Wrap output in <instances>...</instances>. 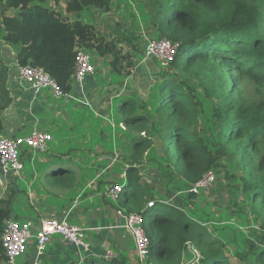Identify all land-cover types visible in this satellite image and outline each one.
Wrapping results in <instances>:
<instances>
[{
  "label": "trees",
  "instance_id": "16d2710c",
  "mask_svg": "<svg viewBox=\"0 0 264 264\" xmlns=\"http://www.w3.org/2000/svg\"><path fill=\"white\" fill-rule=\"evenodd\" d=\"M49 1L58 6L61 0H0L5 7L0 8V35L17 46L19 64L44 68L64 92L74 91L79 48L110 55L116 74H123L124 59L126 65L133 64L116 42L131 44L133 31L120 29L117 22L118 35L108 40L82 20L90 8L108 11L110 0H64L68 15ZM142 5L149 16L147 30L176 43L177 50L165 70L157 71L154 83L144 77L148 92L141 94L130 83L137 90L123 94L117 107L119 124L125 126L119 125L125 133L120 143L101 129L93 130L95 139L89 144L102 145L97 155L113 147L106 150L109 158L96 164L105 171L117 162L114 173L123 174L113 183H120L122 192L112 203L125 213H140L143 226L152 220L149 232L145 230L150 238L148 264H183L190 248L197 251V259L187 263L232 264L224 252L225 240L210 230L213 223L201 221L203 212L187 206L197 194L190 188L212 170L214 201V193L220 195L233 183L229 205L259 223L253 230L256 238L245 236L236 252L238 264H264V0H142ZM85 182L67 166L58 167L46 175L45 191L48 185L55 189H49L50 196L73 195ZM178 192L185 196L178 197ZM18 194L12 184L0 197V264L6 260L1 244L5 222L19 219L13 206ZM79 264L131 262L118 252L109 260L89 257Z\"/></svg>",
  "mask_w": 264,
  "mask_h": 264
},
{
  "label": "rangeland",
  "instance_id": "374dc122",
  "mask_svg": "<svg viewBox=\"0 0 264 264\" xmlns=\"http://www.w3.org/2000/svg\"><path fill=\"white\" fill-rule=\"evenodd\" d=\"M64 3L65 1L61 0L57 6L53 1H49V6L55 10L62 11V14L68 15L64 11ZM110 3L111 8L106 12L97 8H90L87 12H84V15H82V20L92 24L94 32L97 35H103L108 40L117 37V22L119 23L120 29L124 31H133L135 36H133L134 39L131 44H137L135 48L131 47L129 41L123 39L121 41H116L117 46L122 48V54L126 55V57L131 56L129 59L132 60L133 64L131 66L126 65L127 59H124L123 74H116L111 70L110 60L112 57L110 55L100 56L94 51L89 52L90 60L95 66L94 75L97 82L96 90L85 88L87 98H82L80 101L70 100L65 102L63 98H51L52 104L58 105L59 107L63 106L65 111H69L68 116L71 119L69 129L64 128L65 123L62 120H53L51 122V128L48 130V132H51L53 135V139L48 142L47 151L31 152L26 146H24L23 153L20 155L23 162L20 176L14 174L11 176L12 178L3 177V182L8 183L9 185L16 184L19 189V194L17 195V198L15 196L13 206L15 212L22 216H31L34 219V212L41 213L42 211L40 208L49 205L50 203H56L53 196H50L49 194L51 192L49 189H55L46 185L48 189L45 191L46 174L52 169L67 166L69 170L72 169L76 174H81L83 181L89 182L91 180L90 183H94L93 185H95V187L99 183L98 191H100V193L104 192V185L105 189L106 187L109 189L110 185L115 183V179L123 175H120L119 173L116 174L117 172L114 173V168L117 167L115 164L117 162L112 166L108 165L105 168V171H102L99 164L92 165V161L94 163H100L101 159H108L109 155L106 150H112L113 148L112 146L108 148L105 147V153L100 154L99 157L96 154V151L101 152L102 145H100V143H98V145L89 144V141L95 139V136L92 135L94 132L93 130L95 128L98 130L101 129L104 134H108V139H115V142L120 143L125 133L119 128V125L122 127V123L119 124L120 118L117 114V107L123 94L130 93L129 89L137 90V88L141 94L148 92V82L145 83L144 80L140 83L138 80L145 77L149 83H154L157 71L161 68L165 70V68L164 66H161L155 58L152 60V58H146L144 56L143 46L145 47V36L147 35L149 38H154L155 32L153 30L150 32L147 30V25L150 26L148 23L149 16L147 8L142 5V0H110ZM14 12L15 11L12 9L9 10V14H14ZM73 18L74 17L71 16L69 17L70 20ZM137 31H139V34ZM143 69H146V74L143 72ZM130 83H133L137 88L130 87ZM110 86L114 92L106 93ZM115 88L117 89V92H115ZM101 90H103L104 96H102ZM76 104L79 106L75 107ZM100 112L102 114H99ZM88 125L94 126V129L89 128ZM120 137L122 138L120 139ZM97 139L98 137L96 140ZM102 141H104V139ZM61 153H67V155H61ZM89 157H92L93 160ZM43 158H47V161H42L41 159ZM118 167H120L119 164ZM121 167H123V169L125 168L122 164ZM150 179L151 178L149 177L148 180L151 181ZM214 183L210 187H212ZM8 187L6 189H8ZM232 188L233 183H229L226 188L221 190L220 195L214 193L217 197L215 201L210 194V189L212 188H205L200 190L193 197V200H187L189 201L187 206L195 209V211L203 212L206 217L201 215L199 217L201 221H205L208 225L213 223L211 224L210 230L214 231L215 234L225 240L226 245L224 247V252L229 256L232 264H238L239 259L236 256V252L241 247V243L242 245L244 244L243 239L245 236H250L251 239L256 238L253 230L258 229L257 227L259 226V223L256 218L248 217L244 212H236L238 206L229 205V200L235 195L231 191L228 193ZM108 189H106V192ZM39 196L41 199H44L42 196H46L47 198L46 200H40ZM70 196L74 197L73 195ZM177 196L184 197L185 194L178 192ZM235 198L236 196L234 199ZM106 200L110 203L109 199L106 198ZM68 201L69 200L66 199L63 202L59 201L58 203L63 204ZM108 202L106 203L109 204ZM80 203L79 210L83 208ZM221 203L225 207L222 206ZM77 205L78 200L74 202V206L76 207ZM53 213L54 217L57 219L59 217L58 215H62V219H66L64 216L66 213L57 214L55 211ZM115 215L118 216L117 213H115ZM52 216L53 215H50V217L46 216V218H53ZM32 218L29 219L32 220ZM69 222L71 223L72 221ZM151 222L152 220L146 222L144 225V229L147 233L149 232ZM104 229H106V231L114 230L113 228L108 229L106 227ZM125 230L120 229V231H123L126 235L123 239L124 244L120 246L121 251L129 257L131 264H134L137 259L134 242L127 234L128 231L126 230V232ZM56 237L59 236L56 235ZM231 238H234V240H231ZM108 246L110 247V245ZM103 247L109 248L106 247V245ZM112 249L115 250L114 248ZM84 253L85 255H90L92 253L91 247H89V250L87 251L84 250ZM104 253L105 252H103L102 255H104ZM192 258L193 254L192 252H189L185 256L183 264H190L187 262ZM16 264H26L24 262V257L17 258Z\"/></svg>",
  "mask_w": 264,
  "mask_h": 264
},
{
  "label": "built area",
  "instance_id": "2783aa9c",
  "mask_svg": "<svg viewBox=\"0 0 264 264\" xmlns=\"http://www.w3.org/2000/svg\"><path fill=\"white\" fill-rule=\"evenodd\" d=\"M176 50L177 44L167 38H149L147 35L145 36L144 56L157 59L161 66L165 67L174 59ZM17 72L19 79L29 83L33 96H36L42 89L48 88L55 99L63 98L65 102H68L87 98L81 81L84 75L95 72V66L91 62L88 52L80 48L77 49L73 77L75 83L81 88L79 96L72 92H64L60 84L40 66L23 65L17 62ZM121 126L123 129L125 128L123 124ZM52 139L53 136L50 132L37 127H33L23 135L0 136V167L2 168V174L20 176V171L23 168V162L20 158L23 147L26 146L31 152H46L48 149L47 144ZM2 174H0V183L2 182ZM214 178V172L212 170L207 171L202 179L190 188V191L198 193L200 190L212 185ZM121 192L122 185L117 183L109 187L106 195L115 201ZM116 213L123 221L109 228L126 229L130 233L135 246L137 259L134 264H148L146 256L149 251L150 238L143 226V216L137 212L125 213L122 208H117ZM97 229L99 227L70 223L67 218L59 220L57 218H43L38 226L31 219L9 218L5 222L1 236V244L6 257L5 264H16L17 258L26 253L29 240L34 241V255L28 264H43L41 257L45 253L46 246L56 235L66 243L76 247L78 251H87L91 247L88 232ZM190 252L196 260L197 251L190 248ZM116 255L117 252L109 247L102 257L109 260Z\"/></svg>",
  "mask_w": 264,
  "mask_h": 264
},
{
  "label": "crops",
  "instance_id": "0c3cea01",
  "mask_svg": "<svg viewBox=\"0 0 264 264\" xmlns=\"http://www.w3.org/2000/svg\"><path fill=\"white\" fill-rule=\"evenodd\" d=\"M16 48L17 46L14 47V45L6 43L3 40L2 35H0V105L3 106L0 113V136L14 137L23 135L29 132L33 127H40L42 130L48 131L51 128V122L53 120H62L65 123L64 128L69 129L71 124V119L68 116L69 111H65L63 106L59 107L58 105L52 104L51 98L54 99V97L51 90L44 88L36 96H33L29 83L18 78V60L16 58L18 48ZM138 81L142 83L144 78H140ZM89 89L96 90L94 88ZM83 90L85 91V85ZM111 90L112 88L110 86L106 93ZM101 92L102 96H104L103 90H101ZM72 93L78 96L81 94V88H79L76 83H74V91ZM78 106V104L75 105V107ZM88 126L89 128L94 129V126ZM98 156L100 157V155ZM90 159H92V157ZM41 160L47 161V158ZM93 164L96 163H93L92 161V165ZM53 170L54 169L50 170L47 174ZM3 177L11 176L2 174L0 197L4 196L7 190L6 188L8 186L10 188L12 185L3 182ZM90 181L85 182L86 184L81 191H78L77 188L76 193L73 194L74 197L70 196L72 194H59L58 197L53 196L56 203H50L42 208L39 207L42 211V215L41 213L34 212V219L31 216L25 217L15 212L20 220L32 218L36 226H38L40 221L43 218H46V216L50 217V215H53L52 217L56 218L53 213L55 211L57 214L66 213L64 216L68 221H72L71 223L81 226L99 227L97 230L88 232V240L92 249L90 255H85L84 251H78L73 245L66 243L60 237L55 236L52 241L49 242L48 249L41 257L43 264L84 263L89 257H102L103 252L107 249L103 247L104 245H106V247H109L108 245H110V247L114 248L117 253L122 252L120 246L124 244L123 239L126 235L123 231H120V229H125L118 227H114L113 231H106V229H104L105 227L110 229L109 227L112 225L122 223L121 218L115 215L117 207L112 203L113 200L106 195V189L108 188L106 187L105 189V185L104 192L100 193V191H98L99 184L95 187V185H93L94 183H90ZM42 197H44V199H41L40 197V200H46L47 198L46 196ZM106 198L110 200V203ZM66 199L69 201L64 202L63 204L58 203L59 201L63 202ZM76 200H78V205L75 207L74 202ZM79 203L80 205L82 204L81 207H83L81 210H79ZM58 216V219L63 218L62 215ZM127 234L131 237L129 232H127ZM33 255L34 241L29 240L27 251L22 255L24 257V262L28 264Z\"/></svg>",
  "mask_w": 264,
  "mask_h": 264
},
{
  "label": "water",
  "instance_id": "95a60500",
  "mask_svg": "<svg viewBox=\"0 0 264 264\" xmlns=\"http://www.w3.org/2000/svg\"><path fill=\"white\" fill-rule=\"evenodd\" d=\"M1 11L5 9L2 4H0ZM82 84L87 86L88 88H96L97 87V82L95 81L94 74H86L82 78ZM0 173H2V168L0 167Z\"/></svg>",
  "mask_w": 264,
  "mask_h": 264
},
{
  "label": "clouds",
  "instance_id": "9594fccd",
  "mask_svg": "<svg viewBox=\"0 0 264 264\" xmlns=\"http://www.w3.org/2000/svg\"><path fill=\"white\" fill-rule=\"evenodd\" d=\"M156 38V37H155ZM145 42V41H144Z\"/></svg>",
  "mask_w": 264,
  "mask_h": 264
}]
</instances>
